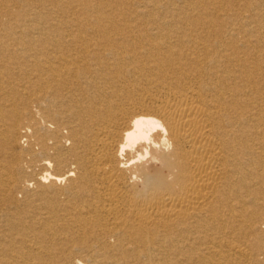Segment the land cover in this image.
<instances>
[{"label": "bare ground", "instance_id": "6f19581e", "mask_svg": "<svg viewBox=\"0 0 264 264\" xmlns=\"http://www.w3.org/2000/svg\"><path fill=\"white\" fill-rule=\"evenodd\" d=\"M0 264H264V0H0Z\"/></svg>", "mask_w": 264, "mask_h": 264}]
</instances>
